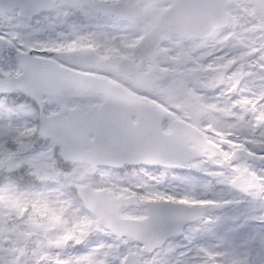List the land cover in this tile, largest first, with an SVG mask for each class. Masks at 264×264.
<instances>
[{
    "label": "snow or ice",
    "instance_id": "obj_1",
    "mask_svg": "<svg viewBox=\"0 0 264 264\" xmlns=\"http://www.w3.org/2000/svg\"><path fill=\"white\" fill-rule=\"evenodd\" d=\"M0 264H264V0H0Z\"/></svg>",
    "mask_w": 264,
    "mask_h": 264
}]
</instances>
